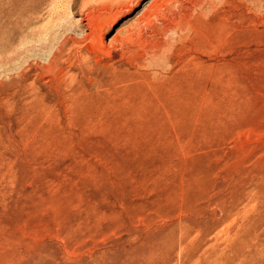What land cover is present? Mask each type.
I'll return each mask as SVG.
<instances>
[{
  "label": "rangeland",
  "instance_id": "obj_1",
  "mask_svg": "<svg viewBox=\"0 0 264 264\" xmlns=\"http://www.w3.org/2000/svg\"><path fill=\"white\" fill-rule=\"evenodd\" d=\"M97 1L0 0V264H264V0Z\"/></svg>",
  "mask_w": 264,
  "mask_h": 264
},
{
  "label": "bare ground",
  "instance_id": "obj_2",
  "mask_svg": "<svg viewBox=\"0 0 264 264\" xmlns=\"http://www.w3.org/2000/svg\"><path fill=\"white\" fill-rule=\"evenodd\" d=\"M92 1V0H91ZM95 1V0H94ZM121 1V0H120ZM158 1V0H157ZM90 2V1H89ZM97 2H99V0L97 1ZM116 2V1H115ZM156 5V3H153L152 5H150V8H149V10H151L152 9V7H153V5ZM132 8H129V11L131 10ZM93 15V14H92ZM91 15V17H93ZM97 17V16H96ZM2 18V17H1ZM0 18V19H1ZM14 19V18H13ZM5 21V20H4ZM22 22H24V20L22 21ZM35 22V21H34ZM93 23V22H92ZM2 24V23H1ZM11 27V26H10ZM17 27V26H16ZM35 27V26H34ZM9 28V27H8ZM21 28V27H20ZM22 28H23V25H22ZM1 29V28H0ZM5 29H6V27H5ZM20 31V30H19ZM22 31V33H23V31L24 30H21ZM30 31V30H29ZM6 31L4 30L3 32H1L0 33V53L1 52H5V51H7L8 50V48L9 49H11V48H13L14 49V47H16V43H15V45H14V43H11L10 44V41H11V39L10 38H8V35L5 33ZM9 32V31H8ZM26 33V32H25ZM30 33H33V31H31ZM29 33V34H30ZM38 33V32H37ZM41 33V32H40ZM9 34V33H8ZM14 34V33H13ZM12 34V35H13ZM24 34V33H23ZM22 34V35H23ZM36 34V33H35ZM34 35V34H33ZM32 35V36H33ZM40 35V34H39ZM21 37V36H20ZM28 37V36H27ZM16 38V37H15ZM9 39H10V41H9ZM17 39H19V38H17ZM26 39V38H25ZM14 41H15V39H14ZM15 42H17V41H15ZM32 42V41H31ZM31 44V43H30ZM14 45V46H13ZM37 45V44H36ZM11 46H13V47H11ZM27 46V45H26ZM35 46V45H34ZM11 47V48H10ZM25 47V46H24ZM58 47V46H57ZM32 48V46H30V47H28V50L29 49H31ZM62 48H63V46H62ZM7 49V50H6ZM21 49H23V48H21ZM21 49H20V51H21ZM28 50H26V51H28ZM7 52H11V51H7ZM25 52V51H24ZM27 53V52H26ZM58 53H59V51L58 50H54V51H52L51 52V55H50V58H49V61H48V64H41L40 62H38V66H36L37 68L36 69H40L41 71H42V73H41V76L42 75H44V74H46V73H50V74H53V76H55L56 75V72H57V66H58V58H59V56H58ZM22 54V53H21ZM17 55V51H16V49H14V51L12 52V53H10V54H8V55H3V54H1V56L3 57V58H5L4 59V61H3V58L0 56V65L1 64H4L5 63V61L7 62V61H10V60H14V59H16V56ZM26 55V54H25ZM60 59V58H59ZM12 62V61H11ZM14 63H15V61H13ZM10 63V62H9ZM13 63V64H14ZM17 63V62H16ZM8 65V64H7ZM9 66H10V64H9ZM32 65L30 64V63H28V65H27V69H28V71L29 70H31L32 69ZM2 70H4L3 68H1ZM25 69V68H24ZM24 69H22V71L24 70ZM6 70H7V68H6ZM5 70V71H6ZM21 70V69H20ZM22 71H20L19 73H18V71H17V73L15 72V74L16 75H11V74H9L7 77H8V79L7 80H5V81H7V82H5V83H3V84H1V86L3 85L4 86V84H6V85H10V84H12L13 83V86H14V84H18L19 86H20V92H25V97L23 96V97H18L17 99H16V102H19V103H21L22 101H24L25 100V102H24V105H25V107H26V109H28V110H30L31 111V113H38V115L40 116V115H42L44 112L46 113V110L48 111L49 109H51V107H50V103H48L47 102V100L45 99L46 97H45V94H44V92H43V88L42 87H38V86H34L33 84H28V85H26V83H25V85H24V87H23V84H21V82H23V81H26L27 79H28V74H27V72H22ZM25 71V70H24ZM11 73V72H10ZM14 73V72H13ZM23 73V74H22ZM8 74V73H7ZM5 75H3V76H5ZM16 76H18V78L16 77ZM52 76V75H51ZM6 78V77H5ZM44 78V77H43ZM53 78V77H52ZM42 79V78H41ZM54 79V78H53ZM0 80H1V78H0ZM1 82H3V80L1 81ZM55 84V83H54ZM0 86V87H1ZM17 86V85H16ZM14 88V87H13ZM3 89V88H2ZM4 91V90H3ZM17 92V91H16ZM26 93H28L27 94V96H26ZM21 94V93H20ZM14 95H15V93H14ZM4 98V97H3ZM11 99V98H10ZM13 99H14V97H13ZM7 100V99H6ZM52 104V103H51ZM49 112H50V110H49ZM51 115V114H50Z\"/></svg>",
  "mask_w": 264,
  "mask_h": 264
}]
</instances>
